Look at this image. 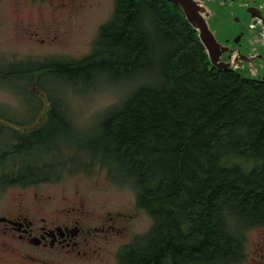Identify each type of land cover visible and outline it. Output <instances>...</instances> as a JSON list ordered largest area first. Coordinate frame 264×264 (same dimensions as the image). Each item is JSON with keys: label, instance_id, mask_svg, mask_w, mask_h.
I'll use <instances>...</instances> for the list:
<instances>
[{"label": "trees", "instance_id": "obj_1", "mask_svg": "<svg viewBox=\"0 0 264 264\" xmlns=\"http://www.w3.org/2000/svg\"><path fill=\"white\" fill-rule=\"evenodd\" d=\"M112 15L91 53L50 71L83 74L88 83L99 70L127 72L141 84L105 112L94 135L59 104L31 129L3 108L0 174L51 178L96 162L111 180L125 181L152 218L150 230L119 253V264L241 262L243 229L264 224V82L214 67L170 0H115ZM36 66L46 70L25 64ZM52 146H66L65 154L39 161V152L57 150ZM10 181L0 183L17 185Z\"/></svg>", "mask_w": 264, "mask_h": 264}, {"label": "rangeland", "instance_id": "obj_2", "mask_svg": "<svg viewBox=\"0 0 264 264\" xmlns=\"http://www.w3.org/2000/svg\"><path fill=\"white\" fill-rule=\"evenodd\" d=\"M114 1L0 0V67L4 65L0 77L5 78H0V114H7L2 112L6 108L19 122L24 119H31L29 123L34 122L35 114L27 115V110H23L27 108L24 105L31 104V98L27 94L33 95L35 91H38L37 95L45 94L42 87L47 86L52 99L66 102V108L73 114L68 111L73 123L81 127L85 134L94 135L100 124V116L102 120L108 109L120 106L141 84L140 79L132 78L127 72L111 74L108 70L94 72L90 77H96L89 83L83 78V74L77 78L56 71L31 78L29 86L25 82L27 70L21 73L20 81L16 78L26 63H48L52 64L50 69H55L64 63L63 59L79 60L87 55L100 26L110 16L113 17ZM206 8L209 13L206 17L207 23L217 40L224 42L227 37L242 29L245 34L240 51L247 52V24L251 17L241 9L239 1L226 11L217 9L209 2ZM261 54L264 56V48H261ZM222 60H227V54L222 56ZM32 71L35 72V69ZM239 72L247 76L246 69L240 68ZM74 79L78 80L73 84ZM15 86L21 90L13 91ZM52 141L57 145L61 143L58 136ZM80 145L78 140V146ZM85 170L86 172L79 170L72 173L69 169L58 170L63 175L56 184H40L36 190L41 194L57 195L59 200L60 197H65L70 202L78 200V205L88 214L87 222L92 223V226H105V217L109 214L114 216L115 212L126 215L113 222L115 230L112 232L105 230L93 235L88 245L82 247L87 251L86 255L70 256L71 258L67 257L69 255H57L54 263L119 264L116 256L121 245L127 244L137 234L148 232L152 226V218L137 207L136 195L130 187L125 186V181L111 180L108 174L106 176V169L96 162L91 163ZM5 185L7 184L0 183V211H12L16 206L15 200L18 201L19 197L22 198L24 206L31 204L34 190H24L21 195L19 186H9L1 190ZM259 225H248L243 229L244 252L251 250L253 242L260 239V229L264 226ZM237 264H248L246 257Z\"/></svg>", "mask_w": 264, "mask_h": 264}, {"label": "flooded vegetation", "instance_id": "obj_3", "mask_svg": "<svg viewBox=\"0 0 264 264\" xmlns=\"http://www.w3.org/2000/svg\"><path fill=\"white\" fill-rule=\"evenodd\" d=\"M254 1L244 0L245 4ZM216 3L220 10H226L228 7L233 8V3H229L227 0H216ZM242 10L246 12L244 8ZM226 47L227 52L239 48L231 42L227 43ZM260 73H264V69L260 70ZM38 97V108H42V114L49 107H54L46 95ZM44 115H40V117ZM62 119L66 122L64 118ZM31 147L27 146L26 148ZM46 147L50 148L51 146ZM52 147L57 150L53 152L49 149L47 152L38 153L39 161L42 158H46V163L55 158L58 160L66 152V146L64 148L62 146ZM62 175L61 172H55L51 178L47 176L34 178V175L30 174H0V182L11 183L10 179H12L17 184L1 187V190L9 186H19L21 195L24 190L35 191L30 205L24 206L22 198L19 197L18 201L15 200L16 206L12 211H0V264H56L54 259L57 255L62 257L69 255L67 256L69 258H71L70 256L83 257L81 255H86L87 251L82 247L88 245L89 239H92L93 235L103 233L105 230L112 232L115 230L113 222L119 221L121 216L126 215L123 212H115L114 216L109 214L108 217H105V226H92V223L87 222L88 214L78 205V200L70 202L65 197H60L59 200L57 195L37 192L36 187L40 184H56ZM145 233L137 234L127 244L121 245L117 252L118 260L119 253L137 236ZM45 253H49V255ZM246 261L248 264H264V228L260 229V239L253 242L251 250H246Z\"/></svg>", "mask_w": 264, "mask_h": 264}, {"label": "water", "instance_id": "obj_4", "mask_svg": "<svg viewBox=\"0 0 264 264\" xmlns=\"http://www.w3.org/2000/svg\"><path fill=\"white\" fill-rule=\"evenodd\" d=\"M180 6L187 21L198 31L199 38L204 45L210 59L217 63L222 49L218 46L215 36L209 29L206 19L202 15L204 9L199 0H172Z\"/></svg>", "mask_w": 264, "mask_h": 264}]
</instances>
